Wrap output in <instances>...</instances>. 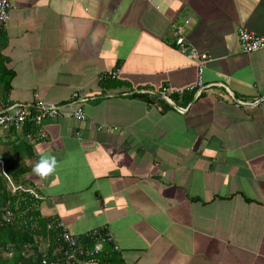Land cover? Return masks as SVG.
I'll list each match as a JSON object with an SVG mask.
<instances>
[{
    "label": "crops",
    "instance_id": "0c3cea01",
    "mask_svg": "<svg viewBox=\"0 0 264 264\" xmlns=\"http://www.w3.org/2000/svg\"><path fill=\"white\" fill-rule=\"evenodd\" d=\"M11 3L1 52L14 75L0 103L76 92L85 119L46 118L35 141L0 129V156L27 168L42 219L81 236L111 230L119 250L80 264H264V48L243 52L237 35L264 33V0ZM171 18L209 56L199 94ZM42 154L57 159L44 178L33 172Z\"/></svg>",
    "mask_w": 264,
    "mask_h": 264
},
{
    "label": "built area",
    "instance_id": "2783aa9c",
    "mask_svg": "<svg viewBox=\"0 0 264 264\" xmlns=\"http://www.w3.org/2000/svg\"><path fill=\"white\" fill-rule=\"evenodd\" d=\"M11 8V0H0V26L8 19ZM170 21L173 26L172 36L175 48L196 66L197 82L194 86L198 88L197 93L199 94L207 88L203 84L202 73L204 64L209 60V56L191 46L186 39L182 26L174 25L172 18ZM237 35L240 48L243 52H252L264 48V33H256L240 27L237 30ZM116 74V71L111 70L106 72V77L114 78ZM169 92L170 88L168 86H163L159 90L160 96L166 100H169ZM80 102L81 98L74 92L72 99L65 103L48 102L40 98H36L34 101L28 103H0V128L7 130L13 127L18 132H22L24 138L28 141L44 139L47 137V133L42 124L46 118L72 117L77 121L85 119V111ZM71 104L74 107H71ZM104 127L107 131L111 130V127L103 125L97 126V129L102 130ZM0 173L5 176L7 188L11 192H26L37 201L42 199L37 185H24L13 182L5 171L4 161L1 156ZM2 220L7 222L13 220L11 209L7 208L5 210ZM46 228L50 232L55 233V246L51 255H42L36 264H80L85 260L87 262H94L97 256L103 252L105 244H110L112 250H119V247L114 243L111 230L106 225L92 228L81 236L71 231L64 219L54 216L48 220ZM83 239L91 241V246L84 245Z\"/></svg>",
    "mask_w": 264,
    "mask_h": 264
},
{
    "label": "trees",
    "instance_id": "16d2710c",
    "mask_svg": "<svg viewBox=\"0 0 264 264\" xmlns=\"http://www.w3.org/2000/svg\"><path fill=\"white\" fill-rule=\"evenodd\" d=\"M3 26H0V95L5 100L11 89L13 71L6 67L7 58L2 54ZM148 102H158L162 109L170 105L155 94L134 93ZM2 102V101H0ZM5 103V102H4ZM3 104V103H2ZM1 129V128H0ZM7 132L17 133L16 129L9 128ZM24 138V134H23ZM4 168L14 183L27 184L21 179L22 173L27 168H16L4 161ZM31 184V183H30ZM28 185V184H27ZM33 185V184H32ZM38 201L26 192H11L7 188L6 178L0 173V264H36L39 258L44 255H51L54 248V232L47 230L48 220L42 219L38 212ZM12 210L13 220L3 221L2 216L6 209ZM49 242L47 253L40 252L36 241ZM84 245L91 246V241L83 239ZM8 251L11 256H8ZM113 251L110 244H105L103 252L98 257H105V253Z\"/></svg>",
    "mask_w": 264,
    "mask_h": 264
},
{
    "label": "clouds",
    "instance_id": "9594fccd",
    "mask_svg": "<svg viewBox=\"0 0 264 264\" xmlns=\"http://www.w3.org/2000/svg\"><path fill=\"white\" fill-rule=\"evenodd\" d=\"M57 166V159L55 155H41L38 162L33 167V172L40 177H47L53 173ZM10 253V252H9ZM11 256V253L9 254Z\"/></svg>",
    "mask_w": 264,
    "mask_h": 264
},
{
    "label": "rangeland",
    "instance_id": "374dc122",
    "mask_svg": "<svg viewBox=\"0 0 264 264\" xmlns=\"http://www.w3.org/2000/svg\"><path fill=\"white\" fill-rule=\"evenodd\" d=\"M9 252H10V251H8V256H10V255H9V254H10Z\"/></svg>",
    "mask_w": 264,
    "mask_h": 264
}]
</instances>
